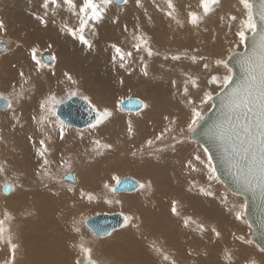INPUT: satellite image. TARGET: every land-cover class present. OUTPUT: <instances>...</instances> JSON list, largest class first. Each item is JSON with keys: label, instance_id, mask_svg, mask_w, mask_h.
Returning a JSON list of instances; mask_svg holds the SVG:
<instances>
[{"label": "bare ground", "instance_id": "obj_1", "mask_svg": "<svg viewBox=\"0 0 264 264\" xmlns=\"http://www.w3.org/2000/svg\"><path fill=\"white\" fill-rule=\"evenodd\" d=\"M17 1L19 3V2H22L23 0H17ZM38 2L41 3V0H39ZM82 2H83V0H74V3L77 5V8H76V10L73 11V10H70L67 5L63 4L62 0H58V3L61 6L56 7L54 5H50L48 12H47V14H50V15H45V11H44L43 7H40L38 5H36L34 10L31 9L32 11H29V9H27V7H26L25 11H27V15L28 14H30V15L34 14V17L35 16H41L44 19H47V17H48L49 19L46 20L47 26H46L45 30H47V32L49 34L52 33V28H54V30H56L55 27L57 25L58 26L60 25L59 28L61 29L62 24H65V25L70 24L71 26H73V25L76 26V27L73 26L74 28L72 27V29L77 30L76 35H79V33H80L78 31V29H79V16H78V14H74V13H78V9L82 5ZM132 2L133 3L131 6L130 5L131 0H128V2L126 4L123 2V0H121L120 2H118L117 0H114L113 3L115 5H113V6H115V8H116L115 10L114 9L113 10L108 9L107 11H105L102 19L98 22L90 21L93 24H95L96 26H98L103 32L106 31V35H104V37H97V36L95 37L96 39L98 38V40L95 41V44H97V46H99L97 48L101 49L100 46H102L103 47L102 49L105 50V48L108 49V47H112L116 54H118L116 49L119 48L120 49L119 55H123L124 60L126 59L125 60L126 62L124 61V63H123L124 64L123 68L120 66L121 65V63H119L120 59L118 60L119 62L117 60H115L116 62L112 63V65L110 67L114 71V74H113L114 79L117 81V83L121 82L120 83L121 86H120V84H117V85L119 87H122L125 85L130 87L131 84H134V86L144 87L146 82L150 81L152 86H157L158 84H168L169 86L171 85V87H177V88L182 87L179 89V92L175 93L174 102H173V105H175V108H177L176 104L183 102V101L186 102L187 99L192 98L194 95L196 97L200 96L202 94V91L204 90L203 87H206V89H207V87H208V89L214 87V86H209L208 84H206V81L200 80V84H199V81L197 82L199 87L194 88L191 84V80H192V76H193L191 74H192V72L196 71V72H200L201 74L206 75L207 71L211 72L212 68L215 70L216 73H219V72L222 73L223 72V69L218 70L216 68L215 59L218 58L219 56L223 55L225 52H227V50L230 47L231 48L237 47L235 41L238 40V37H236L235 33L239 28L240 21L242 19H244V17L241 15L240 11H238V9L240 8V5L238 4V0H234V1L220 0V4L217 5L216 10L212 14H210L208 17H205L199 23L198 26H193L190 23H188L187 13L189 11H197L198 13H202V9L199 8V0H176V1H172V3L175 6V9H176V11L173 13V16L175 17V19L170 18L167 15V13H168V11H170V9H168V7H167V2H164L162 0H152V1L151 0H146V1L142 0V1H140L139 6L137 5L136 0H132ZM0 4L1 5L5 4L4 8L0 12V21H3L5 28H8L10 25H17V24L20 25L22 23L25 24L27 27L32 26V25L26 24L25 22H22L21 20H17L16 18H14L13 15H16V14L12 11L18 10V6L16 5V0H0ZM22 4L25 6L24 3H22ZM34 4L35 3H31V6L34 7ZM1 5H0V8L2 7ZM116 5H118V6H116ZM7 10H11V11H9V12H11L9 14L12 15L13 17L8 16V14L5 13ZM16 16H18V15H16ZM231 16H236L237 20L232 21L230 19ZM7 17H9V18H7ZM74 18L77 19V22H75L73 20ZM177 21H179V23H177ZM92 23H90V24H92ZM96 26H94V27H96ZM37 28H38V26H37ZM86 28H88V27H86ZM97 29L95 28L92 31L94 33H96ZM13 30H14V28H13ZM37 30L41 31L42 28H41V30L40 29H37ZM63 30H65V29H63ZM63 30H62V32H64ZM44 31H43V33H44ZM40 33H42V32H40ZM56 33L57 34H55V35H58L57 30H56ZM67 33H69V32L67 31ZM15 34H16V32H15ZM19 34H20V32H19ZM31 34H32V31H31ZM34 34H36V33L34 32ZM45 34L47 37L48 34L47 33H45ZM17 35H15V36H17ZM20 35L18 36V39H21ZM61 35L62 34L60 31L59 37ZM69 35H70V33H69ZM141 35H143L145 38H148L150 41H152L156 44L160 43L161 45L171 47V51H168L169 49H167V53H169V56L173 57V56H177V55H179V56L186 55L187 57L180 59V60H173V59H170L169 57L167 59H164L163 58L164 56L163 57L162 56H153V57L151 56V57H149L147 55V53L143 50V48H141L139 51H137L135 48V45L138 43V41H137V39H135V37H139ZM34 37H35V35H34ZM72 37H74V36H72ZM1 39H4V38H1ZM11 39H12V37H11ZM32 39H34V38H32ZM48 41H46V42H48ZM21 42L22 41H20V43ZM25 43H27V42H25ZM92 43L90 45H92ZM1 45L3 46V49H0V52L6 50V48H7L6 44L0 43V46ZM27 45H30V43ZM54 45L56 46V44H54ZM25 46H26V44H25ZM63 46L65 47V45H63ZM33 47H34V45H33ZM39 47H41V46H38V48ZM25 48L27 49V46ZM92 48H93V46H92ZM21 49H24V48H21ZM34 49H35V47H34ZM57 49H59V48H57ZM65 49H66V47H65ZM46 51H48V50H46ZM46 51H44V49H43V53L41 54V58L43 57L44 62L48 63V64H46V65H48L47 67H49V66L52 67L57 62V59H58L57 54L54 53L55 54V60H52L51 58L54 55L50 54V53H46ZM90 51H92V50H90ZM93 51L95 52V50H93ZM27 52L29 53V51H27ZM98 52H100V51H98ZM22 53H24L23 50H22ZM128 53H132V55L128 56L127 55ZM154 53H158L160 55L165 54L164 51L157 50V49L155 50ZM101 54H103V52ZM17 55H19V54H17ZM20 55H21V53H20ZM63 55H65V54H63ZM87 55H88V53H87ZM9 56H11V55H9ZM58 57H60V56H58ZM108 57H111V56L107 55V58ZM192 57H197V60H195V62L191 61L189 58H192ZM27 58H28V56H27ZM80 58H82V57H80ZM187 58L189 59V61ZM7 59L8 58H6V60ZM42 59H41V61H42ZM93 59H95V58H93ZM21 60H23V58ZM87 61H88V58H87ZM17 62H19V61H17ZM94 62H96V61H94ZM107 62H108V60H107ZM0 63H1V61H0ZM205 63L209 64L208 69H204L203 65ZM110 64L105 65V66H109ZM87 65H88V63H87ZM145 65H147L146 69H145ZM66 66H69V65H66ZM88 66H90V65H88ZM96 66H94L92 68L95 69ZM102 66L106 71L107 70L106 67H104V65H102ZM187 67L192 68V69L187 70L189 72L185 73L184 70ZM198 67H200V68H198ZM3 68H5V67H3ZM86 68H87V66H86ZM45 69H47V68H45ZM66 70L69 71V69H66ZM121 70L126 72L127 73L126 77L129 76L133 80V82H128L131 79L129 78L130 80H128V78H126L123 75L124 72H122ZM135 70H139L140 72H137ZM144 70H146L148 72L147 76H145L143 74ZM40 74H43V73H40ZM68 74H69V72H68ZM120 76H123V77H121L120 80H119V78L117 79V77H120ZM200 78H201V76H200ZM103 81H105V80H103ZM92 83H91V85H92ZM95 83H93V84H95ZM149 83H147V85ZM202 83H204V85H202ZM69 85H70V83H69ZM131 87H132V85H131ZM131 87L128 89H131ZM185 87H187L189 89V92H190L188 97H185V95H184L183 89ZM107 88H105V89H107ZM145 88H146V86H145ZM159 88H160V86H159ZM137 89H139V88H137ZM190 89H192L193 91H191ZM87 91L89 92V90H87ZM91 91H93L92 88H91ZM142 91H144V90H142ZM137 92H139V91H137ZM98 93H96V94H98ZM105 94H107V93H105ZM159 94H160V92H159ZM94 96H96V98H97V96H99L101 98V99H99V101L100 100L101 101L106 100V102H104L102 107H103V109L104 108H107V109L110 108L108 110H111L112 116L110 117L109 121H116L117 119H116L115 114H117V113L119 116L125 117V115H123L119 112H117V113H114L115 111L113 112L112 108L110 107L111 103L114 102V100H111L112 98L110 100L104 99L106 97L104 96V98H103L102 95H100V94L94 95ZM109 96H112L114 98L113 95H109ZM131 96L141 97V98H143V100L144 99L148 100L150 102L149 103L150 109H156V103H154V100H156L157 95L152 94L151 95L152 97H150L149 95H146L145 93L142 92V93H138V94L133 93ZM128 99H130V98H128ZM139 100H140V98H139ZM124 101L125 100H123V102ZM140 101L142 104L143 103L146 104V102H147L145 100L143 102H142V100H140ZM117 105H119V103ZM164 105H165V108H168L169 106H171V105H168L167 101L165 102ZM121 108H122V103H121ZM142 108L143 107H141L139 110H141ZM57 109L55 111L56 115H57ZM139 110L134 111V112H138ZM144 110L142 112H139V113H143ZM4 111H8V108H0V112H4ZM129 112H131V111H129ZM145 112H147V111H145ZM158 112H159V110H158ZM36 115H37V113H36ZM138 115L139 116H135L136 119H138V118L141 119L140 114H138ZM1 116H3V115H1ZM143 116H142V119L145 118ZM151 116H153V115H151ZM162 116H163V114H162ZM163 117H165V115ZM156 118L157 117H155V119ZM169 118H170V120L175 121L174 120L175 118L173 119L172 115L169 116ZM151 119H153V118H151ZM183 119L185 120L184 117H183ZM61 121H63V120H61ZM131 121L134 122V120H131ZM160 121H161V119H160ZM166 121H168V120H166ZM172 121H170V122H172ZM119 122H121V121H119ZM159 122L157 121V123H159ZM181 122H183V121L181 120ZM153 123L155 124V122H153ZM157 123L155 124V127L158 126L164 130V127L162 125L165 124V121L160 122V124L163 123L162 125H157ZM174 123L175 122H173V125H174ZM50 124L51 123L49 121H47L45 123L36 124L34 127L37 129L36 131L40 130L41 132H43L45 130V127L47 125H50ZM121 124L124 126V128L123 127L120 128L119 125H117V123L114 124L112 122H108V124L106 123L105 125H102L101 127L97 128L96 130L93 129V130H86V131H77L76 128L79 130H84V129L88 128L89 126L81 129V128L66 124L68 127H66L64 129V132L67 135L72 134L71 136L76 139L75 141L73 140L74 144H76V145L81 144L84 146L88 142L87 143L88 146H85V147H89V145H91V143H94V141H96L98 138H103V139L105 138L112 143L111 145H115L114 147L117 148V150L119 149L120 152L121 151L128 152V151H126L127 148L130 146L132 148V146H133L132 143H134V142L131 140H127L128 135H129L128 127L125 125L124 122ZM131 124H132V122H131ZM149 124H150V122H149ZM133 125L135 126L136 123L134 122ZM133 125H132V127H133ZM42 127L44 128V130L42 129ZM165 127H167V126H165ZM177 127L180 130V128L183 126L180 125ZM145 128H147V127L145 126ZM132 129L133 130H139L137 128V126H135ZM132 132H134V131H132ZM56 133H57V130L52 131V134H56ZM139 133H140V130H139ZM161 133H163V132H161ZM23 134L26 135V133H23ZM31 134H32V132H31ZM35 134H37V133H35ZM27 135H28V133H27ZM138 135H140V134H138ZM132 136H133V134H132ZM176 136H177V138H176L177 140H180V139L185 140L186 139V135H185V137H181V136H179V134ZM147 138L148 137H146V139ZM154 139L155 138L153 137V140ZM168 139H170V137ZM104 140H103V142H104ZM161 140H162V138H161ZM28 141H32V140L30 139ZM66 141H67V139H66ZM146 141L148 142V140H146ZM151 141H152V139H151ZM172 141H173V143H175L174 141H176V140H172ZM172 141L169 140V142H172ZM63 142H65V141H62V143ZM165 142H167V141H165ZM169 142H167V143L169 144ZM65 143H68V142H65ZM176 143H177V141H176ZM71 144H73V142ZM71 144H68V146H71ZM143 144L144 143H142V145ZM197 144H198V146H191L192 148H185L182 146H180V147L178 146V148H180V150L178 149L177 152H171V154L169 153L166 155L165 154H158L159 152H157L158 155H154V153H153V155H151L152 154L151 153L150 154L151 156H148V155L145 156L144 155L145 157H141V158L139 157V159L137 157L138 160H136V158L132 159L133 158L132 155H126L128 157L126 159V156H125V158L122 159L123 163L121 162L122 164H120L122 166H120V165L115 166V167L112 166L113 168H111L110 170H105V172L102 171V173L99 172L100 174H102V176H101L102 179H101V181H99L100 183H98V184L96 183L97 181L95 182L96 179L94 180L92 177L89 178L85 175L83 176L84 177L83 178L82 174H80L79 180L76 178L77 179L76 183H74L75 182L74 176L71 175L74 179L72 181H69V182L74 183V185H69V184L65 183V181L63 182L62 181L63 179L61 180V178L56 179L55 182H57L59 184L63 183V185L67 186L68 189H71L69 191V193H67V196L69 197L68 199L70 200L69 206H70V209L72 211V216H70V213H69L70 217L64 211L63 212L67 217H59L58 215L57 216L47 215V214H44L42 212L44 209L47 210V208L50 211V207L45 205L48 200H50V204H51V206L54 207V209H56L55 204L60 201L58 199V197L55 195V194L59 193V189L57 187L51 185L53 183L52 180H50V179L47 180L48 182L45 183L46 185H44L42 188L35 187L36 188L35 194H38L37 195L38 201L37 200L34 201L35 196L33 194H30L29 197L32 196V202L30 203L29 197H28V199H25V203L22 204L21 206L19 204H17L18 210H16V212H15V217H16L17 222L19 224H23V226H25V227L29 226V231L26 229L25 230L23 229L22 233L17 237L13 233L14 228L12 226H10L8 223L6 224V227L11 229V235L14 236V238H12L13 243L18 244L21 248L20 253L22 252L25 255L26 261L23 260L21 258V256H18V259L16 260L17 264H74L75 260L78 257V251H77L78 247H74L73 245H78L80 243H84L88 247H90V245H91V243L87 242V235L84 233L83 229L82 230L80 229L82 227V222H83V220H82L83 218H81L82 217L81 214H86L88 212H95L96 210H103L105 207H107V205H108L107 203L102 202V204H101V202H100V201H103L102 199H104L106 197L103 196L99 190H103L104 185L107 184V182L113 180L112 177H114V176L117 177L118 175L121 176V175L126 174V175H134L135 178H136V176H137V178L138 177L141 178L143 176H146V174H143L144 171L142 172L141 170H147L146 168H144V169H141V168L143 166L147 167V165L149 163L150 164L155 163V164L161 166L163 172L160 170L159 171L163 174L161 176L162 180H160L161 181L160 183H162L164 181V184H165L166 183L165 181H170V183H171L170 187L171 188H168V189H171V190L161 189L160 188L161 186H159V185L158 186L152 185L153 188L156 186L155 189L159 190L157 192V197H155V196L146 197L145 195L141 196L140 195L141 192H137V193H135V192L138 190L139 191L142 190L143 188H141L140 185H143V184L141 182L137 181L136 179H134L133 177H126V178H132L135 181H137L139 183V186L131 192H125V191L114 192L117 194L114 196V199L118 200L117 205H119V203H120V205L122 206L121 211L125 210V211H130V213H132L131 209L138 210L139 214H140L139 217L136 216V215H138L137 212L134 215L137 217L136 221L139 222V225L140 224L141 225H140V227H136V226L131 227L130 226L128 228L129 222L127 224L124 223L121 228L114 230V231H118V230H120V231L114 233L107 240L100 241L99 244L96 243L94 246L91 245L92 250H93V257L100 255L99 257H100V259H102L103 257L108 255L110 257V260H111V262H108V264H148L152 261V259L155 261L154 264H167V262L162 260V258L159 254L155 253L154 251H152L148 247L150 242L155 241L156 245L158 247H160L162 249V251L165 249H170V251L175 252L176 253L175 258H176V260H180L179 262L189 263L190 261H193V262H198L200 264H244V262L248 261L249 259H251L253 257L254 259H256V262L259 261V263L264 264V254H263V256L257 255V253H255V250L253 249L254 247L252 248V245H247V244L241 243L237 239V237H239V236H243V237H245V239H251L250 235L252 234V232L250 233V228L246 227V224L248 223L247 218H246V221H247L246 223H241L240 221H237L235 219V212L238 211L240 208V205L243 202H245L244 198L237 196V195L233 194L232 192H230L225 187V185L222 182H220V180L218 181V184L216 183L215 180H211V181L209 180L206 169H204L203 166L200 165L199 162L194 159V156L196 154H200L203 158V151L199 148L200 144L199 143H197ZM109 145H110V143H109ZM148 145H149V143H148ZM159 145H161V144H159ZM178 145H180V144L178 143ZM189 145L190 144H188V146ZM94 146H95V144H94ZM140 146H139V149H140ZM185 146L187 147V145H185ZM91 147L93 148V145H91ZM164 147H165V145H164ZM27 148H28L27 151L33 152L35 154V157H37V158L41 157L40 159H42V156L39 155L40 152H43V156H45V152L43 150V147L33 148V149H35V150H33L32 147L29 146V144H28ZM146 148H148V147H146ZM149 148H151V147H149ZM153 148H156V147L153 146L152 149ZM159 149H161V148H159ZM87 150H88V148L86 149V152H87ZM112 150H114V149H112ZM112 150H110V151H112ZM133 150L135 152V150H137V149H133ZM27 151H26V153H24L25 156L29 155V154L32 155L31 153H29ZM141 152H142V149H141ZM151 152H153V151H151ZM89 153H91V152H89ZM96 153H98V152H95V154ZM103 154L105 155V153H103ZM81 155H82V153H81ZM90 155L91 154H89V156ZM119 155H120V153H119ZM110 156H112V155H110ZM51 157H52V155H51ZM114 157L119 158L120 156L119 157L114 156ZM30 158H31V156H30ZM121 158H123L122 153H121ZM121 158H119V159L121 160ZM52 161L53 160H51V162ZM189 161H191L192 166H194L196 170H192V167L189 166ZM124 162L126 164H124ZM114 163H116V162L114 161ZM85 165H87V164H85ZM113 165H115V164H113ZM124 165H126L127 168ZM128 165L129 166H131V165L136 166L137 165L139 170L133 169L132 167L131 168L129 167V169H128ZM137 166H136V168H137ZM155 166L156 165H154L153 167L155 168ZM106 169H107V167H106ZM157 169H159V167ZM188 171H190L191 174H189V173L187 174L186 172H188ZM146 172H148V171H146ZM92 173H94V172H92ZM184 173H186V174H184ZM183 174H184V176H183ZM163 176H164V178H163ZM126 178H123V179H126ZM123 179L120 178V180H123ZM152 180L154 181V179H152ZM146 182H148V181H146ZM111 183H113V182H111ZM20 184H21V186H23L22 182ZM151 184H150V186H151ZM199 185H201L205 191L213 193V195H211V196L204 195V193H202L198 189ZM50 186L57 188V190L53 191L55 194H53V192L50 190ZM145 188H147V187H145ZM222 188L225 190L226 193L223 191ZM19 189L22 190L21 187ZM14 190H13V193H14ZM21 190H20V192H21ZM22 191H24V190H22ZM149 191H150V189H149ZM16 193H18V192H16ZM96 193H98V194L96 195ZM120 194H131V195L121 196ZM151 194H152V192H151ZM89 195H91L92 197H95V198L100 197V201L98 200L99 202H95V203L93 202L92 204H89L88 201H86V199L88 200ZM7 197H11V196H7ZM20 198H24V194L20 195ZM81 201H84L83 202L84 205H82V206L79 205L80 204L79 202H81ZM173 201L176 202V207L181 206L183 209V212H182L181 208L177 207V211H178L179 215H173L171 212V207H172ZM104 204H105V206H104ZM35 205H36V208L34 207ZM71 205H72V207H71ZM15 206H16V204H15ZM76 206H78V207H76ZM57 208H58V205H57ZM112 208H114V207H112ZM19 211H21L23 213H19ZM67 211L69 212L70 210L68 209ZM133 212H135V211H133ZM57 213H60V212L58 211ZM100 214H104V213H100ZM121 214H123V213H121ZM123 215L126 216L125 214H123ZM32 216L34 217V219H32V220L29 219ZM95 216H97V215H95ZM95 216H93V217H95ZM195 216L203 218V220H205V222L207 221L206 223H209V225L206 223L201 224L204 227L203 232H201V230L197 227L198 225L194 226V222H192V221L194 220ZM93 217H91V218H93ZM24 218H26L25 219V221H27L26 223L23 220ZM185 218H190V222H189L187 227L184 226V219ZM139 219H141V220H139ZM145 220H146V223H144ZM86 222H87V220L84 223H86ZM71 223H74V225H72ZM68 225L71 227L69 230H67ZM85 225L87 226V224H85ZM63 227H64V229H63ZM76 227H77V229H79V231L77 233L72 230V229H75ZM195 227L197 228V230H199V232L197 230H195ZM213 228L217 232L220 233L219 237H217L215 235V233L212 231ZM63 230L68 231V232H65ZM91 231L94 233L93 230H91ZM114 231H112V232H114ZM112 232H110V233H112ZM94 235L100 239L108 236V235H106L103 237H99L95 233H94ZM43 237H44V239H43ZM6 240H7V233L5 234V241L4 242H6ZM25 244H28L30 246V248L28 250L25 248V246H24ZM96 247L101 248V253L97 252V250H99V248L97 250H94V249H96ZM250 248H252L253 250ZM1 249L2 248H0V252L2 253L1 256L3 258L0 260H3V259L4 260H6V259L11 260L12 255H6L7 251L5 249H2V250ZM226 251H229L228 253H231V255L233 253V255H234L231 262H229L225 259V252ZM169 254L171 255L170 252H169ZM169 254H167V255L170 257ZM172 255L175 256V254H172ZM9 256H11V257H9ZM172 258L173 257H171V259ZM176 260H174V261L176 262V264H178Z\"/></svg>", "mask_w": 264, "mask_h": 264}, {"label": "rangeland", "instance_id": "obj_2", "mask_svg": "<svg viewBox=\"0 0 264 264\" xmlns=\"http://www.w3.org/2000/svg\"><path fill=\"white\" fill-rule=\"evenodd\" d=\"M36 1L35 0L34 1L33 0H23L22 2L18 3V1L16 0V5L18 6V10L12 11L16 15H18V16L13 15L14 18H16L17 20H21L22 22H25L26 24L32 25L33 27L32 26L27 27L25 24L22 23L20 25H18V24L17 25H10L8 28H4L3 31H0V43H3V44L7 45L6 50L0 52V59H1L0 60L1 61V63H0V93H2L5 96H9V94L13 91V87H12L13 85H15V88H16L17 91H19L21 89V87L24 90L23 91V98L20 100L19 103H15L14 102L13 109H8V111L0 112V167H3L5 169L3 173H0V218H3V214H4L5 211H7L13 217V219L10 222H8V224L14 228L13 233L17 237L22 233L23 229L24 230L26 229V230L29 231V226L25 227V226H23V224H19L17 222V220H16L15 212H16V210H18V205L17 204H19L20 206L22 204H24L25 203V199H28L30 194H33L35 196L34 201H36V200L38 201V199H37V195L38 194H35V190H36L35 187L42 188L44 185H46L45 183L48 182L47 180H49V179L52 180L53 183L51 185H53V186H55V187H57L59 189V193L55 194L53 191L57 190V188L50 186V190L53 192V194H55L58 197V199L60 201L55 204L56 209H54V207L51 206V204H50V200H48L45 205L50 207V211L47 208V210L44 209L42 212L44 214H47V215H53V216H57L58 215L59 217H67L64 214V212H65L68 216H69V213H70V216H72V211H71L70 206H69L70 200L68 199L69 197L67 196V193H69L70 190L68 189L67 186L63 185V183L59 184V183L55 182L56 179L61 178V180L63 179L62 180L63 182L65 181V183H67L69 185H74V183L77 182V179L79 180L80 174H82V177L85 175V176H87L89 178L92 177L94 180L96 179L95 182L97 181L96 183L98 184V183H100L99 181H101V179H102V177H101L102 174H100V173H102V171L105 172V170H110L111 168H113L112 166L115 167V166H118V165L122 164L123 163L122 159H124L126 155H132L133 156L132 159L136 158V160H138L139 157L141 158V157H145L147 155L151 156V155H153V153H154V155H158V154H165L166 155V154H169V153L171 154V152H177L178 149L180 150V148H178V146L179 147L182 146V147H185V148H192L191 146H198L197 142H192V141L189 142V140L187 138L185 140H183V143L185 142L184 144L187 145V147L183 143H179L180 145H178V142L176 143V141H178L177 139H176V141H174L175 143H173V141H172V140H174L173 136H176V135L179 134V129H178L177 126L181 125V126L185 127L186 120L188 119V115H189V105H188L187 101L186 102L183 101V102H180V103L176 104L177 108H175V105H173L175 93L179 92V89L182 88V87H180V88L179 87L178 88L177 87H171V85L169 86L168 84H158L157 86H152L150 81L146 82V84H145L146 88H145V86L144 87L134 86V84H131L132 87L130 85L131 89H128L130 87H128L126 85L122 86V87H119L117 84H120L121 82L117 83V81L114 79V77H113L114 76L113 75L114 71L110 67H111L112 63L116 62L115 60L118 61L120 59L119 60L120 62L119 61L118 62L119 63H124V61L126 59L125 60L124 59L121 60V55L116 54L112 47H108V49L105 48V50H103L102 46H100L101 47V49H100V48H97L99 46H97V44H95V41L98 40V38L96 39L95 37L96 36L97 37H104V35H106V31L103 32L98 26H96L95 24H93L92 22L89 21L88 26H87L88 28H85L83 33H79V35H75L74 36L72 34L69 35V33H67V29L68 28L72 29V27L74 26V25L71 26L70 24H68L69 26L65 25V24H62L61 25V29L59 28L60 25L59 26L57 25L56 26L57 28L55 27V29L58 31V35H55L57 33H56V30H54V28H52V33L49 34L47 32V30H45L46 26L42 25L39 22V20H37L35 18L36 16L34 17V14H31V15L28 14L27 15V11H25L26 7H27V9H29V11L34 10L36 5L42 7L43 0H41V3L38 2L39 0H36ZM140 1H142V0H140ZM162 1L167 2V0H162ZM172 1H176V0H172ZM231 1H234V0H231ZM22 3H24L25 6ZM31 3H35L34 7L31 6ZM132 3L133 2L131 0V3H130L131 6H132ZM113 5H115V4L112 3L111 5H109L105 9V11H107L108 9H110V10L114 9L115 10L116 8ZM1 6L2 7L0 8V12L4 8L5 4H3ZM116 6H118V5H116ZM9 11H11V10H7L5 13L8 14V16H12V15L9 14V13H11ZM44 11H45V9H44ZM47 12H48V10H47ZM47 15H50V14H47ZM7 18H9V17H7ZM48 19L49 18L47 17V19H45V20H48ZM73 20L75 22H77L76 18H74ZM90 23H92V24H90ZM37 26H38V28H37ZM94 26H96V27H94ZM74 27H76V26H74ZM13 28H14V30H13ZM41 28H42V30H41ZM95 28L96 29L98 28L96 33H94L92 31ZM37 29H40L41 31H39ZM63 29H65V30H63ZM59 30L61 31V34H62L60 37H59V34H60ZM62 30L64 32H62ZM31 31H32V34H31ZM43 31H44V33H43ZM15 32H16V34H15ZM19 32H20L21 35L19 34ZM34 32L36 34H34ZM40 32H42L43 34L40 33ZM45 33L48 34L47 37H46ZM15 35H17V36H15ZM19 35H20L21 39H18ZM34 35H35V37H34ZM81 35H83L84 39L86 41H88L87 44H84V43L81 42V40L79 38ZM72 36H74V37H72ZM11 37H12V39H11ZM1 38H4V39H1ZM32 38H34V39H32ZM47 39L48 40L52 39V40L51 41L49 40L50 41L49 42ZM20 41H22L21 42L22 44L20 43ZM24 41L27 42V43H25ZM46 41H48V42H46ZM148 41L150 43L149 46L152 45L151 46V49L153 51L152 57L153 56H162V57L164 56L163 57L164 59H167L168 57L170 59H172V56H169V53H167V49H169L168 51H171V47L165 46V45H161L160 43L156 44V43L150 41L149 39H148ZM90 42L91 43L93 42L92 45H90L91 44ZM29 43H30V45H27ZM25 44H26L28 50L25 48L26 47ZM36 44L38 46H41V47H39L41 50L38 48V46ZM54 44H56L57 47ZM33 45H34V47L36 49V57H37V59L41 60L43 58V57L41 58V54L43 53V49H44V51L48 50V51H46V53L53 54L54 57H55V54H57V58H58L57 62L52 67L51 66L47 67L48 65H46V64H48V63H45L44 62V58H43L41 62H42L43 65H46V67L44 66V67L38 68L37 65L35 64V62L32 59V50L34 49ZM63 45H65L66 49H65V47ZM92 46H93V48H92ZM21 48H24V49H21ZM57 48H59V49H57ZM156 49L164 51L165 54L164 55L163 54L160 55L158 53H154ZM233 49H235L237 51H242L243 47L240 46V47H236V48H233ZM22 50H23L24 53H22ZM90 50H92V51L95 50V52L94 51L92 52ZM27 51H29V53ZM98 51H100V52H98ZM102 52H103V54H101ZM20 53H21V55H20ZM87 53H88V55H87ZM8 54L11 55L12 57L9 56ZM17 54H19V55H17ZM63 54H65V55H63ZM107 55H110L111 57L107 58ZM27 56H28V58H27ZM58 56H60V57H58ZM177 56H179V55H177ZM80 57H82V58H80ZM186 57H187L186 55H181L180 59H183V58H186ZM6 58H8V59L6 60ZM22 58H23V60H21ZM87 58H88L89 62L87 61ZM93 58H95V59H93ZM189 59L191 61H193L192 58H189ZM189 59H188V61H189ZM107 60H108V62H107ZM196 60H197V57H196ZM17 61H19V62H17ZM94 61H96V62H94ZM87 63L90 66H88ZM108 64H110V65L109 66H105V65H108ZM66 65H69V66H66ZM102 65H104V67H106V69H107L106 71H105V69L103 68ZM86 66H87V68H86ZM94 66H96L95 69L92 68ZM3 67H5V68H3ZM45 68H47V69H45ZM198 68H200V67H198ZM66 69H69V71L66 70ZM189 69H192V68L187 67L184 70V72L188 73L189 71H187V70H189ZM213 70L214 69L212 68L211 72L207 71L206 75L201 74L200 72H196V71L192 72V74H191V75H193L192 79L196 80L197 82L199 81V84H200V80L206 81V84H207V81L210 79L211 75L220 73V72L216 73L215 70L214 71ZM135 71L140 72L139 70H135ZM20 72L24 73V77L23 78L20 76ZM68 72H69L70 76L72 77V80L76 81L75 84L70 82L67 79V77L65 76V73L68 74ZM122 72H124V71H122ZM40 73H43L44 75L40 74ZM220 74H222V73H220ZM123 75L126 77L127 73L124 72ZM200 76H201V78H200ZM121 77H123V76L117 77V79L119 78V80H120ZM126 78H128V80L131 79L129 76H127ZM103 80H105V81H103ZM131 80L128 81V82H133V80L132 81ZM25 81H27V83H25ZM92 82L93 83L96 82V83L93 84ZM69 83H70V85H69ZM91 83H92V85H91ZM147 83H149L148 84L149 86L147 85ZM202 85H204V83H202ZM103 86L105 88H107V87L108 88L105 89ZM120 86H121V84H120ZM159 86H160V88H159ZM136 87L139 88V89H137ZM91 88H92L93 91H91ZM203 88H204V90H209L210 89V88L208 89V87H207V89H206V87H203ZM212 88H214V87H212ZM86 89L89 90V92ZM142 90H144V91H142ZM190 90L193 91L192 89H190ZM72 91H75L77 93V95L74 96V97L88 96L91 99L93 105H95L97 108H99L101 110H103L102 105L104 104V102H106V100H104V101L100 100L101 101L100 102L99 99H101V98L99 96H97V98H96V96H94V95L100 94V95H102L103 98H104V96L106 97L104 99H108V100H110L112 98L111 100H114V102L111 103L110 107L112 108L113 112L114 111H115L114 113L119 112V113L125 115V117L124 116L121 117L117 113V114H115L116 119H117L116 121H109L110 118H108V120L105 121V124L106 123L108 124V122H112L114 124L117 123V125H119L120 128H122V127L124 128V126L121 123L124 122L125 125L128 127V123L131 120H134V122L136 123L135 126H137V128L140 130V133H139V130H132L134 132H132L131 135L130 134L128 135L127 140H131V141L134 142V143H132V145H133L132 148L130 146V147H128L129 149L127 148V150H126L129 153L125 152V151H121L120 152L119 149L117 150V148L114 147L115 145H111L112 143L110 141H108L107 139H105V138H104L105 140L103 138H98L97 140L100 139L99 141H100V143L102 145H104V144H108L109 145V143H110V145L113 146V147H111V149L104 148V147L103 148L102 147L101 148L100 147L97 148L96 145L94 146L95 143H91V145H93V148L91 147V145H89V147H85V146H88V144H87L88 142L84 146L81 145V144H77L78 145L77 146L76 144H74V141L76 139L71 136L72 134L71 135H67L64 132L63 138L62 139L60 138V135H59L60 125H59L58 122L53 124L52 120H46L45 121V122L49 121L51 124L47 125L45 127V130L42 127V129L44 130L43 132H41L40 130L36 131L37 129L34 126L36 124H41L40 119H41V116L43 115L40 105L49 96H55L57 100H62L63 103H65L66 101L69 100L68 99V95ZM137 91H139V92H137ZM183 91H184V89H183ZM142 92L145 93L146 95H149L150 97H152L151 96L152 94L157 95L156 100H154V103H156V109H150V104H149L150 102L148 100H146V99H144V100L147 101L146 102L147 107L146 108L143 107L138 112H129V111H126V110L121 108V103H123V100H126L128 98H136V99L140 98V100H142V102H143L144 101L143 98L136 97V96H134V97L131 96L133 93L138 94V93H142ZM159 92H160V94H159ZM96 93H98V94H96ZM105 93H107V94H105ZM109 95H113L114 98L112 96H109ZM9 98H12V97H9ZM198 98H199V96L196 97L194 95L191 99H193L194 101L198 102ZM166 101L168 102V105H171L168 108H165V105H164ZM118 103H119V105H117ZM61 104L62 103L57 104L55 106V108H54V111H56V109ZM108 109H110V108H108ZM143 110H144L143 113H139V112H142ZM158 110H159V112H158ZM109 111H111V110H109ZM145 111H147V112H145ZM36 113H37V115H36ZM138 114H140L141 119L140 118L136 119L135 116H139ZM162 114H163V116L165 115V117H167V119H165V117H163ZM1 115H3V116H1ZM55 115H56V113H55ZM151 115H153V116H151ZM171 115L173 116V119L175 118L174 119L175 120L174 125H173V121L170 120V118H169V116H171ZM142 116L145 117V118L142 119ZM155 117H157V118L155 119ZM183 117L185 118V120L183 119ZM151 118H153V119H151ZM160 119H161V121H160ZM59 120H61V119H59ZM166 120H168L169 122L170 121H172V122L169 123ZM181 120L183 122H181ZM119 121H121V122H119ZM148 121L150 122V124H149ZM157 121L158 122L159 121L160 122H162V121L164 122L165 121V124H163V123L160 124V122L157 123ZM131 122H132V125H133L134 122L133 121H131ZM153 122H155V124L157 123V125H162L163 124L162 126L164 127L165 131L163 129H161L160 127H158V126L155 127V124ZM105 124H102V125H105ZM102 125L98 126L97 128L101 127ZM135 126L133 125L132 128H134ZM145 126L147 128H145ZM165 126H167V127H165ZM66 127H68V126L66 125ZM88 128H86L84 130H79V129L76 128V130L77 131L93 130V129H90V128L88 129ZM169 129H171V131H169ZM55 130H57V133H56L57 135L56 134H52V131H55ZM94 130H96V129H94ZM30 131L32 132V134H31ZM161 132H163V133H161ZM23 133H26V135L23 134ZM27 133H28V135H27ZM35 133H37V134H35ZM132 134H133V136H132ZM138 134H140V135H138ZM185 135L187 136L186 133H185ZM146 137H148V138L146 139ZM153 137L155 138L154 140L156 142L153 140ZM157 137H160V139H157ZM169 137H170V139H168ZM29 138L32 141H28V140H30ZM161 138H162V140H161ZM176 138H177V136H176ZM66 139H67V141H66ZM102 139L104 140L105 143L103 142ZM151 139H152V141L154 143L152 142L151 144L148 145V142L146 140L149 141ZM169 140H171L172 142H169ZM41 141H44L43 145H41ZM62 141H65V142H68V143H65V142L62 143ZM165 141L169 142V144L167 142H165ZM72 142H73L74 145L71 144ZM142 143H144L143 144L144 146L142 145ZM28 144H29V146L32 147V149L33 148L43 147V150L45 152V156H42V159H40L41 157L40 158L35 157V154L33 152L27 151V149H28L27 145ZM68 144H71L72 147L68 146ZM159 144H161V145H159ZM188 144H190L189 145L190 147L188 146ZM164 145H165V147H164ZM139 146H140V149H139ZM145 146L148 147V148H146ZM153 146H155L156 148L152 149ZM80 147L81 148L83 147L84 149L83 148L81 149ZM149 147H151V148H149ZM87 148H88V150L86 152ZM159 148H161V149H159ZM45 149H47V151H45ZM112 149H114V150H112ZM133 149H137L138 151L135 150V152H134ZM141 149H142V152H141ZM200 149L202 150V148H200ZM33 150H35V149H33ZM110 150H112L113 152L110 151ZM26 151L31 153L32 155L29 154V155L25 156L24 153H26ZM88 151L91 152V153H89ZM151 151H153V152H151ZM95 152H98V153L95 154ZM132 152L135 153V155H133ZM157 152H159V153L157 154ZM81 153H82V155H81ZM103 153H105V155ZM119 153H120V155H119ZM121 153H122V157L123 158H121ZM50 154L52 155V157H51ZM89 154H91V155L89 156ZM109 154L112 155V156H110ZM30 156H31V158H30ZM114 156H116V157L120 156L119 158H121V160L119 158H115ZM96 157L97 158L99 157V158L97 159ZM127 157L128 156H126V159H127ZM137 157H138V159H137ZM44 160H48L49 163L47 165H44ZM51 160H53V161L51 162ZM114 161L117 164L114 163ZM85 164H87V165H85ZM113 164H115V165H113ZM124 164H126V163L124 162ZM152 165L153 166L156 165L155 168ZM105 166L107 167V169H106ZM120 166H122V165H120ZM124 166L127 168L126 165H124ZM136 166H132V165L129 166L128 165V169H129V167L130 168L132 167L133 169H138L139 170L138 166H137V168H136ZM158 167H159V169H157ZM144 168H146L147 170H141V171L142 172L144 171L143 174H146V176H143L141 178L138 177L139 179L137 178V176L135 178L134 175H126V174L125 175H121V176L118 175L117 177L119 179L120 178L123 179V178H126V177H133L137 181L141 182L144 185V187L142 189L143 191L142 190H140V191L138 190V191L135 192V193L141 192V194H140L141 196L145 195L146 197H149V196L150 197H153V196L157 197V192L159 190H156L155 188L158 185L161 186L160 187L161 189L171 188L170 187V185H171L170 181H165L166 182L165 184H164V181L162 182L163 184L160 183L161 182L160 180H162L161 176L163 174V173L160 172V171L163 172V170H162L160 165H157L155 163H152V164L149 163L147 165V167L143 166L141 169H144ZM146 171H148V172H146ZM92 172H94V173H92ZM186 173L187 174L188 173L191 174L190 171H188ZM186 173H184V174H186ZM184 174H183V176H184ZM68 175H73L74 176V178H75V182L74 183H71V182H69L68 180L65 179V177L68 176ZM163 178H164V176H163ZM152 179H154L155 182ZM146 181H148V182H146ZM21 182H22L23 186H21V184H20ZM111 182H113V183H111ZM149 183L150 184L152 183L151 186H150ZM216 183L218 184V181H216ZM5 184H7V185L11 184L10 185L11 186V191L8 194H5L3 192L4 188H5ZM107 184H109V185H111L113 187H116V184H115L114 180L107 182ZM152 185H156V186L153 188ZM20 187L24 191L19 189ZM145 187H147V188H145ZM199 187H198L199 190L201 188H203L201 185H199ZM103 188H104L103 190H99L101 192V194L106 197V198L102 199L103 201H100V197H98V198L93 197V199L91 201H89L87 199H86V201H88L89 204H92L93 202L94 203L95 202H99V201L101 202V204H102V202H105V203L108 204L107 205L108 208L105 207L103 210H96L95 212H88L86 214H81L82 215L81 218H83L82 219L83 220V222H82V227L83 228L81 227L80 229L81 230L83 229L84 233L87 235V242L91 243L92 246H94L96 243L99 244L100 241L107 240L114 233L120 231V230L114 231V232L111 233L110 236H106V237L101 238V239L97 238L94 235V233L85 225L86 223H84L86 220L90 219L91 217H93L95 215H98L100 213H112V214L113 213H123L126 216L131 218L129 220V223H128V228L130 226L131 227L132 226L140 227V225H141V224L139 225V222L136 221L137 217H139V215H140L138 210L131 209L132 213H130V211H125V210L121 211V207L122 206L120 205V203H119V205H117L118 204L117 203L118 200L114 199V196L117 195V194L112 192V191H110V189H106L105 187H103ZM149 189H150V191H149ZM13 190H14V193H13ZM20 190H21V192H20ZM168 190H171V189H168ZM223 191L225 192L224 189H223ZM16 192H18V193H16ZM151 192H152V194H151ZM22 194H24V198H20V195H22ZM97 194L98 193H96V195ZM120 195L121 196H124V195L126 196V195H131V194H120ZM7 196H11V197H7ZM29 201H30V203L32 202V196L29 197ZM84 201L79 202L80 203L79 205L80 206L84 205L83 204ZM15 204H16V206H15ZM57 205H58V208H57ZM104 206H105V204H104ZM111 206L114 207V208H112ZM34 207L36 208V205ZM71 207H72V205H71ZM76 207H78V206H76ZM177 207L181 208V210L183 212V209H182L181 206L180 207L177 206ZM68 209L71 212L70 211L68 212L67 211ZM58 211L60 213H57ZM133 211H135V212H133ZM136 212L138 213V215H136L137 217L134 215V214H136ZM19 213H23V212L19 211ZM25 219L26 218H24L23 220L26 223L27 221H25ZM29 219L32 220V219H34V217L32 216ZM139 220H141V219H139ZM192 222H194V226H197V225H201L202 223L205 224L207 221L205 222V220H203V218L195 216V218H194V220ZM144 223H146V220L144 221ZM71 224L74 225V223H71ZM206 224L209 225V223H206ZM248 225L249 224L247 223L246 227H248ZM68 226H67V230H69L71 228L70 226L69 227ZM63 229H64V227H63ZM65 230H63V231H65ZM72 230L74 232H76V233L78 232L77 231V227L75 229H72ZM195 230H197L196 227H195ZM197 231L199 232V230H197ZM65 232H68V231H65ZM201 232H203V231H201ZM251 232L253 234L252 228L250 227V233ZM251 235H250V237H252ZM12 238H14L13 235H12ZM43 239H44V237H43ZM16 245H17V249H16L14 261L12 260L13 259V257H12L11 260H9V259L0 260V264H17L16 260L18 259V256H21V258L26 261L25 255L22 252L20 253V250H21L20 246L18 244H16ZM91 245H90V247L92 248ZM251 245H252V248L254 247L253 249L255 250V253H257V255L263 256L264 253H261L259 251L258 246L255 245L254 242ZM24 246H25V248L27 250L30 248V246L28 244H25ZM0 248L5 249L7 251L6 255H12L11 249H10L9 245L6 242H0ZM98 248H99V250H97ZM252 248H250V249H252ZM94 250H97L98 253H101V248L100 247H96V249H94ZM77 251H78L77 259H80L81 261H83V256L79 254V249ZM162 252H164L165 254H169V252L171 253V255L169 254L170 255L169 261H165V262H167V264H171V260L172 261L176 260V258H175L176 257V253L170 251V249H165ZM227 252H229V251H227ZM172 254H175V256L172 255ZM229 254L231 255V253H229ZM1 255H2V253L0 252V259L3 258ZM99 256L100 255H97V256L93 257L95 260H97L98 264H108V262H111L110 257L108 255L103 257L102 259H100ZM231 256L233 258V256H234L233 253H232ZM9 257H11V256H9ZM171 257H173V258L171 259ZM161 258H162V256H161ZM176 261H177L178 264H200L198 262H193V261H190L189 263H187V262H179L180 260H176ZM253 261H255V264H262V263H259V261L256 262V259H254L253 257L251 259H249L248 261L244 262V264H253ZM154 263H155V261L152 259V261L150 263H148V264H154Z\"/></svg>", "mask_w": 264, "mask_h": 264}, {"label": "snow or ice", "instance_id": "obj_3", "mask_svg": "<svg viewBox=\"0 0 264 264\" xmlns=\"http://www.w3.org/2000/svg\"><path fill=\"white\" fill-rule=\"evenodd\" d=\"M62 2L70 10L74 11L77 8L74 0H62ZM113 2L114 0H83L78 13H74L79 16L78 31L83 33L89 21H100L105 9ZM123 2L126 4L128 0H123ZM136 3L139 6L140 0H136ZM219 4L220 0H199V8L202 9V13L189 11L187 13L188 23L198 26L205 17H208L216 10V6ZM238 4L240 5L238 11H240L244 19L240 21L239 28L235 33L236 37H238L235 43L237 47L242 46L243 50L237 51L230 47L225 54L215 59L216 68L218 70L223 69V72L222 74L211 75L207 84L214 86V88L203 90L198 102L191 98L187 100L189 115L185 127L179 130V136L185 137L186 133V138L192 142H196L194 140L195 136H202L207 145H210H199L203 150V158L200 154L194 156V159L206 169L210 181H219L221 177L217 173L220 169H224L238 186L239 194L252 193L255 195L258 191L261 200L264 201V0H260L259 7L256 6L254 0H238ZM50 5L61 6L58 0H43L42 7L45 9V15H47ZM167 7L170 9L167 15L175 19L173 13L176 9L172 0H167ZM35 18L42 25L47 26V21L43 17L36 16ZM230 19L236 21L237 17L231 16ZM4 28L3 21H0V31H3ZM67 31L75 36L77 30L68 28ZM135 39L138 41L135 45L136 50L139 51L143 48L147 55L151 57L153 51L149 46L148 39L143 35L135 37ZM80 40L82 43H88L83 35L80 36ZM116 51L118 54L120 53L119 48ZM127 55L131 56L132 53ZM32 59L38 68L46 66L42 64L41 60L37 59L36 49L32 50ZM51 59L55 60V57L53 56ZM123 59L124 56L121 55V60ZM172 59L179 60L180 56H173ZM192 60L195 62L196 57H192ZM120 66L123 68L124 64L121 63ZM203 67L208 69L209 64L205 63ZM146 68L147 65H145ZM143 74L147 76L148 72L144 70ZM20 76L23 78L24 73L20 72ZM65 76L73 84L76 83L67 73H65ZM191 84L194 88L199 87L194 79L191 80ZM12 87L13 91L9 96L0 93V101H5V106L8 109H13L14 102L19 103L23 98V88L21 87L17 91L15 85ZM76 95L77 93L72 91L69 93L68 99ZM184 95L185 97L189 96L187 87L184 88ZM81 98L89 106L90 110L95 113L94 119L89 122L90 129H97L98 126L104 124L112 116V112L107 108L101 110L93 105L88 96H81ZM60 103H63V101L57 100L55 96H49L40 105L43 113L40 122L44 123L46 120H52L53 124L58 122L60 125L59 135L62 139L66 125L64 121L59 120L54 111L55 106ZM141 107H147V105L141 104ZM132 130V124L129 122L128 133L131 134ZM157 139H160V137H157ZM173 139L176 140V136H173ZM177 142L183 143V139ZM94 143L97 148L111 149L112 147L108 144L101 145L99 140L94 141ZM148 143L151 144L152 141L150 140ZM43 144L44 141H41V145ZM39 155L43 156V152H40ZM48 163V160H44V165ZM189 166L192 167V170H196L192 166L191 161H189ZM4 170L3 167H0V173H3ZM65 179L72 180L74 178L68 175ZM112 179L115 181L116 187L109 184H105L104 187L116 192L122 181L115 176ZM140 187L143 188L144 185H140ZM4 190L5 193L9 192L11 186L6 184ZM200 191L206 196L213 195V193L207 192L203 188ZM92 199L93 197L89 195L88 200L91 201ZM247 209L248 203L245 201L240 205L239 210L235 212V219L241 223H246ZM171 212L173 215H179L175 201L172 202ZM12 219L13 217L7 211L4 212L3 218H0V242L5 241V234L7 233L6 242L11 249L14 261L17 245L13 243L11 229L6 227V224ZM130 219V217L125 216V224ZM189 222L190 218H185L184 226L187 227ZM198 227L201 231H204L203 225H198ZM248 227L250 228L251 225L249 224ZM212 231L219 237V232L214 228ZM96 235L110 236L111 233L97 232ZM260 237L264 241V223L261 225ZM237 239L247 245L253 243L251 239H245L243 236H239ZM73 246L78 247L79 254L83 256V261L76 259L74 264H98L97 260L93 258L91 247L86 246L84 243ZM148 247L162 256L164 261H169V256L162 252L155 241L150 242ZM259 251L264 253V243L259 246ZM225 259L229 262L232 261V256L227 251L225 252ZM171 264H176V262L173 260ZM253 264H255V261H253Z\"/></svg>", "mask_w": 264, "mask_h": 264}, {"label": "water", "instance_id": "obj_4", "mask_svg": "<svg viewBox=\"0 0 264 264\" xmlns=\"http://www.w3.org/2000/svg\"><path fill=\"white\" fill-rule=\"evenodd\" d=\"M117 1L120 2L121 0ZM254 2L256 6L259 7L260 0H254ZM0 49H3L2 45L0 46ZM5 103V101H0V108H7L5 106ZM141 104L142 103L139 99L130 98L126 99L122 103V108L124 110L134 112L141 108ZM209 115H211V113H209ZM57 116L66 124L83 129L84 127L89 126V122L94 119L95 113L90 110L89 106L85 103L82 98L73 97L59 106V108L57 109ZM194 140L199 144H205L206 146H210L207 145V142L202 136H195ZM217 175L221 177L220 181L230 192L237 196L243 197L244 200L247 201L248 209L246 213V218L248 224L251 225L253 231L251 240L259 248V246L264 243V241H262L260 237L261 225L262 223H264V201L261 200L259 192L257 191L255 195H253L252 193H247L246 195L239 194L238 186L235 184L232 177L228 175L224 169H220ZM121 181L122 184L118 187L117 192H131L139 186V183L132 178H126ZM10 191L5 193L4 190L3 192L5 194H8L10 193ZM124 217L125 216L121 213H104L87 220L86 224L91 230L94 231L95 234L97 232L110 233L123 226V224L125 223Z\"/></svg>", "mask_w": 264, "mask_h": 264}]
</instances>
